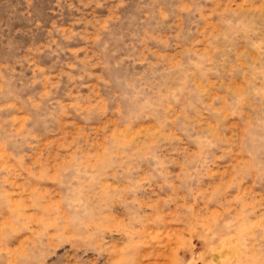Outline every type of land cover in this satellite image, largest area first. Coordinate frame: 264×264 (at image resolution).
<instances>
[{"label":"rangeland","instance_id":"obj_1","mask_svg":"<svg viewBox=\"0 0 264 264\" xmlns=\"http://www.w3.org/2000/svg\"><path fill=\"white\" fill-rule=\"evenodd\" d=\"M0 264H264V0H0Z\"/></svg>","mask_w":264,"mask_h":264}]
</instances>
